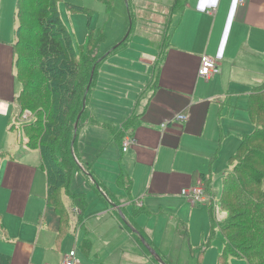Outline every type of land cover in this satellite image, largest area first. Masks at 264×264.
<instances>
[{
  "label": "crops",
  "instance_id": "0c3cea01",
  "mask_svg": "<svg viewBox=\"0 0 264 264\" xmlns=\"http://www.w3.org/2000/svg\"><path fill=\"white\" fill-rule=\"evenodd\" d=\"M18 2L0 0V97L9 103V113L0 115V133L8 136H15L19 122H23L24 112L18 99L22 83L18 76L19 61L14 47ZM13 10L15 20L10 25L7 17L11 18ZM167 37L164 47L155 43L147 53L135 56L130 52L118 53L127 47L124 44L107 57L106 60L114 59L113 70L102 71L103 65L99 68L87 106L86 121L79 131L83 137L81 143L78 136L81 158L82 146L89 142L87 140L97 142L99 162L98 165L93 164L95 178L106 192L113 195L124 193L128 201H132V206H139L141 211L133 209L131 214L128 213L130 219L126 216L127 222L139 229L163 256L166 255L156 245L158 234L152 235L137 222L142 213H150L144 198L155 195L169 204L182 195V190L193 186L201 174L210 176L199 169L206 166L214 153L213 146L208 150L205 147L211 111L213 105L220 102L219 96L225 98V103L241 105L249 114L250 96L264 84V0H245L244 5H240L239 0H187L186 8L178 11L173 18ZM103 43L98 49L99 55ZM205 56L217 59L220 69L208 80L199 76ZM210 91L213 95H210ZM180 114H185L188 120L179 121L177 116ZM133 115L138 116L134 129L124 131V122ZM24 119V132L21 135L26 138L25 125L31 118L25 116ZM120 133V138L115 137ZM211 133L215 135V143L217 128L212 127ZM219 136L220 147L224 136ZM13 139L8 137L0 145V217H15L22 221L23 226L36 231L12 246L0 248L4 252L0 254L8 257L5 262L0 261L1 264H47L43 258L48 251L45 246L53 243V240L60 244L69 234L67 245L71 247L69 251L61 253L60 264L72 249H76L81 264H156L143 251L137 235L123 224L119 210L108 203V199L101 198L93 183L87 182L82 174L84 183L92 188L96 200L113 210L109 212L106 207L85 217L91 206L88 194L71 191L86 194L87 205L78 209L65 193L63 198L68 196L69 203L78 212V226L75 229L69 224L64 235L59 236L58 212L45 199L47 177L41 168L40 152L31 150L25 141L26 149L21 146L20 152L13 153L16 150L15 145L10 146ZM126 139H132L135 144L124 153L123 143ZM98 166L103 167V174L96 172ZM121 176L129 180L127 189L118 184ZM40 181L44 182V188L38 184ZM63 203L70 220L64 199ZM53 214L56 220H53ZM96 216L99 218L96 225L90 226V221ZM210 216L212 218L211 209ZM173 218L176 234L187 236L184 221ZM108 220L113 221L114 232L112 239L103 243L110 253L97 249L92 239L97 226ZM44 226L49 227L51 232H45ZM6 234L8 240H16L11 238L9 231ZM210 234L207 236L208 245L214 240ZM97 235L101 239L106 237L100 233ZM222 240L225 248L223 236ZM202 247L205 248L204 240ZM205 251L199 252L196 264H199V257L203 258Z\"/></svg>",
  "mask_w": 264,
  "mask_h": 264
},
{
  "label": "trees",
  "instance_id": "16d2710c",
  "mask_svg": "<svg viewBox=\"0 0 264 264\" xmlns=\"http://www.w3.org/2000/svg\"><path fill=\"white\" fill-rule=\"evenodd\" d=\"M102 1L108 7L114 3L113 0ZM61 3L63 0H19L16 12L17 40L14 44L19 61L18 76L22 83L18 99L23 111L35 113L34 119L25 125L29 139L27 144L31 150L40 152L41 168L47 177L48 191L45 199L58 212L59 236L64 235L69 226L63 195L66 193L78 209L87 205L85 193H72L70 190L73 174H82L87 182L93 183L100 195L102 193L101 183H98L93 172L88 173L84 169L78 152V136L86 121L87 106L101 62L116 52L124 42L100 57L95 52L106 38L103 36L100 39L90 30L87 42L76 48L63 22L59 9ZM126 3L128 5V0ZM66 5L71 14L86 11L71 3ZM186 6L187 0H173L170 8L177 14ZM21 50L29 52L28 56L22 54ZM255 110L264 111V84L255 89L248 104L255 130L242 136L236 153L229 160L234 164V169H227L223 175L221 208L228 215L219 223L225 241L224 251L219 255L220 261L232 255L246 259L250 264H264V196H261L264 192L254 188L264 187V150H260V145H264V127L253 121ZM78 118L79 130L74 141ZM136 121L138 116L129 117L123 124L124 131L134 129ZM90 123L93 124V121ZM122 133L115 137L120 138ZM84 165L90 169V163ZM122 178L119 177L118 183ZM200 179L210 181L205 174H201ZM213 213L211 220L214 219ZM136 238L141 244L139 236ZM5 260L8 257L0 254V261ZM201 262L202 258L199 257V264Z\"/></svg>",
  "mask_w": 264,
  "mask_h": 264
},
{
  "label": "rangeland",
  "instance_id": "374dc122",
  "mask_svg": "<svg viewBox=\"0 0 264 264\" xmlns=\"http://www.w3.org/2000/svg\"><path fill=\"white\" fill-rule=\"evenodd\" d=\"M17 1L18 0H15V4L17 3ZM113 1L114 3L110 7H108L102 0H63V3L59 5L63 22L72 35L76 48L86 42L87 35L90 30H93L94 36H98L100 39H103V36H105L106 38V41L101 46L100 55L99 50H96L95 52V55L98 54L100 57L106 55L116 45L120 44V42L122 43V41L124 42L118 49H121L124 44L127 45V47L123 48L121 52L118 53L121 54L130 52L133 56L142 52L147 53V50L149 51L154 48L155 43L158 45L160 43L162 47L165 46L168 38V30L170 29L173 18L176 15L173 9L167 7L172 4V0H128V5L126 3V0ZM67 3L80 6L86 11L71 14L68 10V6L66 5ZM10 19L9 17H7L8 24L11 25V23H14L15 20L14 10L11 13ZM118 49H116V51ZM21 51L22 54L28 56L29 52L24 53L23 50ZM112 60L114 59L109 58L108 60H104L103 63L101 62V65H103L101 70H113ZM210 95H213L212 91H210ZM219 97H221L220 102L214 104L211 111L210 127L208 130V137L205 147V150H208L213 146L214 153L209 157L206 166H202L199 169L200 171L206 172L208 173V175H210V181L207 180L205 182L203 179H200V177H198L193 184L195 185L198 180L202 181L208 197L206 203L196 204L192 199L188 198L182 193L181 196L176 197L175 199L170 201L169 204H165L154 195L152 197H148V199L144 198V203L147 207L146 209H149L150 213H142L137 219V222L142 227L147 229L152 235L154 233L158 234L156 245L167 256L166 257L161 254L164 260L169 264H196L197 255L203 249L206 251L203 254L201 262L202 264H250L246 259H240L239 257H235L232 255L228 256L227 260L219 261V255L223 252L224 249L219 223L220 221L225 220L228 215L225 213L226 215H223V217L221 216L222 218L220 219V214L223 212L221 208V196L224 187L223 175L225 169H234V164H231L229 162L230 157L232 154L236 153V150L240 144V137L244 134L252 133L255 130V125L251 121V118L245 111L244 107H242L241 105H230L228 102L225 103V98L223 96ZM31 113L32 114L29 115V118H31L32 121L34 119L33 115H35V113H33L32 111ZM25 116L26 112L24 111L22 115L23 122H19V128L18 131L15 132V136H8L6 134L0 133V145L2 143L4 144L6 138L14 137L13 142L10 145L16 146V150L13 153L20 152L22 148L21 146L26 149V145L24 144V142H28V137L24 138L21 135L22 131L24 132ZM253 121L258 122L261 126L264 127V111L258 112L257 110H255ZM212 127L215 130L216 128L218 130L215 143L213 142L215 135L211 133ZM220 134L224 137L222 138L221 145L219 147ZM79 136L81 143L83 137L80 132ZM87 141L89 142H87L85 146H82L81 155H83L82 157L86 161L90 162V169L84 165L87 162H85L83 158L82 164L84 166V169L88 173H91L93 172V164L96 163V165H98L99 162L97 161L98 155L96 153L98 144L94 140L91 141L89 139ZM112 145L115 146L114 143ZM255 146H258V144H255ZM1 147L2 146H0V152L2 151ZM260 150H264V145H260ZM118 152L120 155V149L118 150ZM211 157H214V159L211 160ZM262 164L264 165V163ZM102 168V166H98L96 172L99 174H103L104 170ZM108 170H111V168H108ZM38 184H40V186L44 188L43 181H40ZM70 184V190L72 192H85L88 194V200L91 206L87 212L88 214H85V217L90 216L89 214L93 215L95 212L104 210L106 207L108 208L109 212H112L113 208L108 207L102 201L96 200L97 198L94 191H92V188L88 184L84 183L81 174L75 172ZM118 184L121 186V188L127 189L129 186V180L126 177H123ZM254 188L258 190V192H260V189L262 190V192H264V187L255 186ZM101 189L102 193L100 197L103 199L106 198L105 200L108 199L110 201L108 203L113 204L114 206L116 204L117 207H115L117 208V210L122 209L124 212L122 213L125 214V217L127 216L130 219L128 213L131 214L133 209L137 212L141 211L138 205L137 207L132 206V201H128V196H126L124 193H117L113 195L110 192H106L102 185ZM63 199L66 202V210L67 212H69L71 218L70 220L72 221L70 222V220L68 219V223L74 226V228L76 229L78 226V212H76V210L74 209L73 204L69 203L70 198L68 196H65ZM209 205L212 208V212L214 211L213 220L215 222H212L211 220L212 218L210 216V209L208 208ZM114 214L118 215V213ZM173 217L182 220V222L184 221L187 227V236H180L176 234V225L172 224V221H174ZM53 218V220H56L54 214ZM98 219L99 218L97 216L94 217L90 221L89 225H96V221H98ZM112 222V220L104 221L102 224L97 226V230L92 234V239H94L96 243V248L100 249V251L104 250V252L110 253V249H106L103 242L112 239V235L114 232ZM51 224L53 223H50V225ZM6 227H8V230ZM44 227L45 232H51L49 230V227ZM7 231L10 232L11 238L16 240H8L9 236H7L6 234ZM35 231L36 230L31 227L23 226L22 221L15 217L7 215H5L4 219L0 217V248L12 246L13 244L17 243V241L24 239V237L34 235ZM165 231L166 237L164 236ZM98 233L104 234L106 237L101 239L97 235ZM209 234L211 235V238L214 237V240L210 245H208L207 242V236ZM69 235L66 239H62L63 241H61L60 244H57L53 240V243L45 246L46 249H48L45 256H43V258L46 260L45 263L60 264L62 255L61 253L64 250L69 251L71 247L70 245H67ZM203 240L205 248L202 247ZM29 242L33 243L32 241ZM72 250H70V252ZM143 251L145 252L147 257L151 258L154 263L158 264V262L154 260L150 253L145 251V249ZM0 252L4 253L3 250H0ZM100 255L104 256L103 254Z\"/></svg>",
  "mask_w": 264,
  "mask_h": 264
},
{
  "label": "built area",
  "instance_id": "2783aa9c",
  "mask_svg": "<svg viewBox=\"0 0 264 264\" xmlns=\"http://www.w3.org/2000/svg\"><path fill=\"white\" fill-rule=\"evenodd\" d=\"M245 0H239L240 5H244ZM219 61L213 57L205 56L201 62V66L199 69V76L208 80L212 76L219 73ZM26 117H29L32 113L30 111H25ZM9 113V103L2 100L0 97V115L6 116ZM24 113V112H23ZM177 119L181 122H186L188 117L185 114H180L177 116ZM135 143L132 139H126L123 143V151L124 153ZM183 195L192 199L194 203H206L208 200L205 186L203 185L201 180H198L195 185L182 190ZM225 215V212L220 214V219ZM222 216V217H221ZM61 264H81L80 259L77 256V251L72 250L68 253L62 260Z\"/></svg>",
  "mask_w": 264,
  "mask_h": 264
},
{
  "label": "water",
  "instance_id": "95a60500",
  "mask_svg": "<svg viewBox=\"0 0 264 264\" xmlns=\"http://www.w3.org/2000/svg\"><path fill=\"white\" fill-rule=\"evenodd\" d=\"M93 74H94V71L92 72V75ZM79 120H80V118L77 119V122H76V125L74 128V131H75L74 141L76 140L77 135H78ZM119 216H120L121 220L123 221V224L128 226V228L133 233H135L137 236H139L141 244L146 248V251H148L150 253V255L154 258V260H156V262H158V264H167L165 262V260L162 258V256L158 253V251L153 246H151V244H149L144 237H142L141 233L137 229L133 228L129 222H127V219L121 210H119Z\"/></svg>",
  "mask_w": 264,
  "mask_h": 264
}]
</instances>
